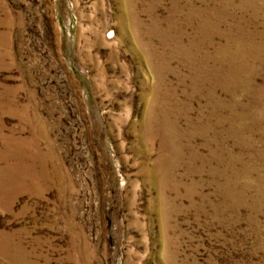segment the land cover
I'll use <instances>...</instances> for the list:
<instances>
[{"label":"rangeland","instance_id":"rangeland-1","mask_svg":"<svg viewBox=\"0 0 264 264\" xmlns=\"http://www.w3.org/2000/svg\"><path fill=\"white\" fill-rule=\"evenodd\" d=\"M0 264H264V0H0Z\"/></svg>","mask_w":264,"mask_h":264}]
</instances>
